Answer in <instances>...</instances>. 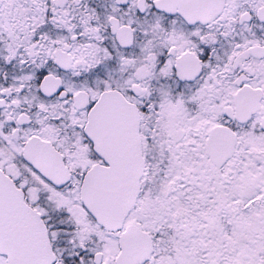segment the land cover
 <instances>
[{"label":"snow or ice","instance_id":"6c2138e0","mask_svg":"<svg viewBox=\"0 0 264 264\" xmlns=\"http://www.w3.org/2000/svg\"><path fill=\"white\" fill-rule=\"evenodd\" d=\"M0 264H264V0H0Z\"/></svg>","mask_w":264,"mask_h":264}]
</instances>
